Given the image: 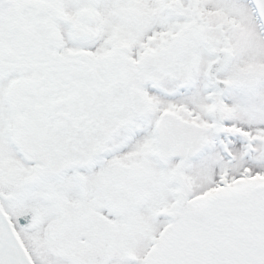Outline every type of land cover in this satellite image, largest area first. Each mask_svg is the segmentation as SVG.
Listing matches in <instances>:
<instances>
[{"label": "snow or ice", "instance_id": "6c2138e0", "mask_svg": "<svg viewBox=\"0 0 264 264\" xmlns=\"http://www.w3.org/2000/svg\"><path fill=\"white\" fill-rule=\"evenodd\" d=\"M0 264H264V0H0Z\"/></svg>", "mask_w": 264, "mask_h": 264}]
</instances>
